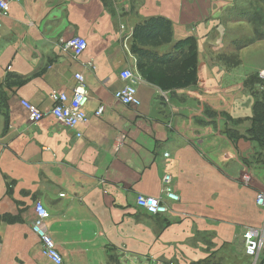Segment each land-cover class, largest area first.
Wrapping results in <instances>:
<instances>
[{"label":"crops","instance_id":"crops-1","mask_svg":"<svg viewBox=\"0 0 264 264\" xmlns=\"http://www.w3.org/2000/svg\"><path fill=\"white\" fill-rule=\"evenodd\" d=\"M231 1L10 4L0 20V264H52L32 231L37 202L50 214L48 231L63 264H112V257L123 264H196L215 253L248 257L246 231L264 229L257 206L264 193V150L250 134L259 91L246 82L264 68L241 73L247 65L243 50L252 45L247 36L237 44L240 65L235 58L233 68L224 59L214 62L209 53L212 42L222 48L214 38L223 31L219 17ZM156 17L174 27V41L159 48L161 55L187 38L197 40L198 82L162 92L143 79L141 105L130 108L115 99L125 86L120 74L137 71L124 41ZM75 37L88 44L78 60L60 48L61 40ZM90 62L95 70L86 68ZM77 74L89 91L88 124L74 131L52 116L31 124L22 101L50 110L53 94L73 96ZM101 106L106 111L98 118ZM165 175L173 177L181 201H167L165 216L149 215L136 199L160 197Z\"/></svg>","mask_w":264,"mask_h":264},{"label":"built area","instance_id":"built-area-1","mask_svg":"<svg viewBox=\"0 0 264 264\" xmlns=\"http://www.w3.org/2000/svg\"><path fill=\"white\" fill-rule=\"evenodd\" d=\"M16 0H0V20L8 17L9 7ZM1 27V22H0ZM124 29V28H122ZM132 35L128 36L124 41V48L130 53L128 42ZM60 48L64 53H70L71 56L78 60L88 49L87 41L81 37H75L70 40H61ZM137 62V61H136ZM87 69L95 70L93 62L86 64ZM264 80V69L259 73ZM120 79L125 83L123 89L115 94V99L124 106L130 108H139L141 105L138 97V88L143 84L142 76L132 68L126 69L120 74ZM76 87L73 96H68L64 92L52 95L53 108L47 111H41L36 106L27 101H22V106L29 114V122L37 124L48 116L54 117L60 124L68 129L77 131L86 126L89 122L87 115V104L89 101V91L85 85L84 76L82 74L75 75ZM106 111L105 106H101L96 112V116L101 118ZM78 138L82 135L78 132ZM169 157V155H166ZM64 197V196H62ZM167 201L180 203L181 198L173 188V177L165 175L162 179V193L160 197H148L140 195L136 199V206L144 210L152 216H165L170 212ZM257 205L264 207V193L257 197ZM35 221L32 224V231L38 237L42 257L50 261L52 264H63V256L58 246L50 235L47 222L50 218L49 212L45 209L41 202H37L35 206ZM245 254L252 260V264H259L264 254V229L246 231L244 235ZM1 254V244H0Z\"/></svg>","mask_w":264,"mask_h":264},{"label":"trees","instance_id":"trees-1","mask_svg":"<svg viewBox=\"0 0 264 264\" xmlns=\"http://www.w3.org/2000/svg\"><path fill=\"white\" fill-rule=\"evenodd\" d=\"M173 41L172 22L163 17H156L146 19L137 25L130 43V52L136 58L138 73L146 82L156 86L162 92L184 90L198 82L199 47L197 40L193 37L187 38L175 44L170 53L161 55L159 48L171 45ZM256 79L262 80L259 75H254L246 82L247 88L251 91H258L257 86L259 85ZM250 134L264 150V102H260L259 95ZM216 256L217 253L196 264H212ZM112 259V264L118 262L116 258L112 257ZM228 259L227 261H233ZM216 264H224V262L219 259Z\"/></svg>","mask_w":264,"mask_h":264},{"label":"rangeland","instance_id":"rangeland-1","mask_svg":"<svg viewBox=\"0 0 264 264\" xmlns=\"http://www.w3.org/2000/svg\"><path fill=\"white\" fill-rule=\"evenodd\" d=\"M229 7L222 14V16L219 17V21H221L223 24V31L214 38V42H217L218 39L221 40L222 48H218V46L212 42L209 50L211 57L213 58L214 62L222 61L221 59H224L228 65L233 68L235 60H238L241 55V50H239L237 44H239L238 42L240 39H242L244 36H247L246 44L252 45H248L247 49L245 48L243 50L246 52L243 58L246 60L247 65H245L242 69V72L241 70L240 72L247 74V71L249 70L255 72L260 68H264V0H232ZM242 19L245 20L244 22L246 23V26L245 24H241L240 21ZM253 28L256 30V43H254L255 39ZM262 38L263 41L261 40ZM222 40H224V42ZM231 58H233V60H231ZM225 61L223 62L225 63ZM237 63L240 65V59L237 61ZM256 80H258L257 85L260 86H257L258 89L256 88L259 91L260 102H264V81L260 79ZM259 208H262L264 212V207ZM241 253L244 254V248L241 250ZM233 255L236 257H231L230 254L226 256L223 255V257L217 255L216 258L213 259L212 264H216L219 259H222L224 264H250L251 259L249 257L241 255L240 253ZM227 259L239 261L230 262L227 261ZM117 260L118 262L116 261L114 264H123L124 262V260L119 257ZM259 264H262V261H260Z\"/></svg>","mask_w":264,"mask_h":264}]
</instances>
